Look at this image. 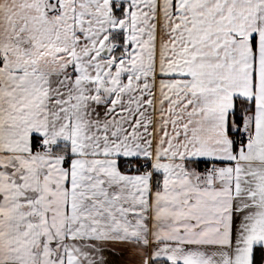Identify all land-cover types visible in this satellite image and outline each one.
Returning a JSON list of instances; mask_svg holds the SVG:
<instances>
[{
	"label": "crops",
	"instance_id": "1",
	"mask_svg": "<svg viewBox=\"0 0 264 264\" xmlns=\"http://www.w3.org/2000/svg\"><path fill=\"white\" fill-rule=\"evenodd\" d=\"M112 1L0 0V264H264V0Z\"/></svg>",
	"mask_w": 264,
	"mask_h": 264
},
{
	"label": "rangeland",
	"instance_id": "2",
	"mask_svg": "<svg viewBox=\"0 0 264 264\" xmlns=\"http://www.w3.org/2000/svg\"><path fill=\"white\" fill-rule=\"evenodd\" d=\"M134 8V7H133ZM136 9L133 10V12L131 14L128 15V17L126 19H120L114 16H110L105 27V35L109 36L110 33L113 34V38L111 42L108 39V43L110 44V46L112 45V48L110 50V52L108 53L107 57H99V56H95L94 60H86L85 62L87 63H94L95 61L99 62L98 65L100 63H102L103 65H109V66H114L115 65V61L117 58V53L115 51L116 48H121L122 46V39L119 38L118 34H115V32L117 30H123L125 31L124 33H122L121 31V36L122 38H125L128 43L131 44L132 48H134L133 50L136 51V47H137V43L141 40H144V44L142 45L144 48L148 47L149 44V40L147 39L150 36V32L147 29V22L151 19H153V14L152 12L149 10L150 14L148 13L147 10L144 11H140L137 12L135 11ZM92 31V28L90 29ZM103 32V29H102ZM116 36H118L120 42L116 39ZM145 37V38H143ZM87 40L90 41V43L85 44V50L89 52V54L91 53V48L92 45L94 44V42H92V40H94V38H91V36H86ZM93 43V44H92ZM135 43V44H134ZM105 44V43H104ZM129 44V45H130ZM103 46V45H102ZM106 46V47H105ZM104 47H102V52L105 51L106 48H108V45L106 44ZM125 52L127 53V55H129L131 53V50H125ZM98 59V60H96ZM121 68V67H120ZM118 71V70H117ZM105 73L108 74H113L111 68L109 70H105ZM119 79V76H114L112 79ZM105 80L104 74L102 75V77H100L99 83L102 84Z\"/></svg>",
	"mask_w": 264,
	"mask_h": 264
},
{
	"label": "built area",
	"instance_id": "3",
	"mask_svg": "<svg viewBox=\"0 0 264 264\" xmlns=\"http://www.w3.org/2000/svg\"><path fill=\"white\" fill-rule=\"evenodd\" d=\"M0 61H2L1 58ZM230 140L236 145H243L246 143L247 137L240 132H232L230 133ZM52 146V143H43L40 140H35L33 143V151L37 154L45 153L51 149ZM201 166L205 167V164ZM122 169L128 172H148L150 170L149 164L146 161H135L132 159L124 160Z\"/></svg>",
	"mask_w": 264,
	"mask_h": 264
},
{
	"label": "trees",
	"instance_id": "4",
	"mask_svg": "<svg viewBox=\"0 0 264 264\" xmlns=\"http://www.w3.org/2000/svg\"><path fill=\"white\" fill-rule=\"evenodd\" d=\"M121 6H122L121 4H119L117 6L116 2L114 0L112 1V8H113V12L115 15H117V16L122 15V10H121L122 7ZM247 108L249 109V104L246 102V100H243L240 98L236 99L235 110L233 113V119H234L235 125H237V126L241 125L243 113ZM132 160H134V159H132ZM135 161H141V160L136 159ZM122 164H123V161H122L121 165ZM154 184L157 187L159 183L156 180V182ZM262 259H263L262 250L260 248H256L253 252L252 264H262ZM152 264H168V263L167 262H154Z\"/></svg>",
	"mask_w": 264,
	"mask_h": 264
},
{
	"label": "water",
	"instance_id": "5",
	"mask_svg": "<svg viewBox=\"0 0 264 264\" xmlns=\"http://www.w3.org/2000/svg\"><path fill=\"white\" fill-rule=\"evenodd\" d=\"M108 50L109 49H105V51H103V54H105V55L108 54Z\"/></svg>",
	"mask_w": 264,
	"mask_h": 264
}]
</instances>
